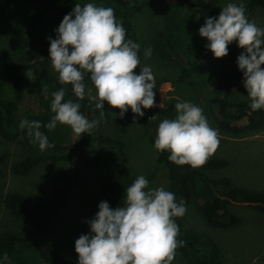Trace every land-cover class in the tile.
<instances>
[{"label":"trees","instance_id":"1","mask_svg":"<svg viewBox=\"0 0 264 264\" xmlns=\"http://www.w3.org/2000/svg\"><path fill=\"white\" fill-rule=\"evenodd\" d=\"M13 0H0V11L4 15ZM31 6L27 8L24 17L25 33L29 38L48 39L51 33L54 39L57 28L63 16L72 8H66L74 0H57L64 7L57 9L45 0H27ZM114 10V15L125 29V38L140 45L138 56L144 59L143 42L133 25L135 12L144 10L147 2L138 0H105ZM228 3L243 4L246 17L251 21L257 8L264 9V0H223L218 4L216 0L201 4L197 0H178L171 15L172 30L163 35L155 45V51L164 59L173 60L179 66V79L186 81L193 74L197 75V82L210 84L215 88L210 103L216 112L218 129L223 134L235 136L257 133L264 129V109L251 111L249 100H234L233 96L243 84L242 72L238 70L236 58L242 48L236 42L229 44L227 55L215 58L205 47L206 38L199 36L198 28L207 16H218L221 8ZM4 73L9 83L23 88L33 94L34 85L39 95V110L25 115L24 110L16 103L0 94V138L13 142L18 141L25 146L32 147L27 135V129H20L21 120H38L41 131L47 136L54 147L46 149L44 155L27 156L13 167L15 173L26 175L33 167L42 162L62 161L65 169L50 178L46 184L47 190L40 189L36 193H13L6 197V207L18 216L24 226L23 231H6L0 233V257L7 253V260L0 259V264H73L64 254L45 241L51 233V220L56 210L68 204V193L63 186L65 179H79V153L87 151V165L90 167L114 165L125 155L127 141L111 136L106 132L110 122V115L105 111L103 117L100 110L94 107V102L88 98L79 99L71 89H66L58 79L42 68L43 62L33 58L21 61L9 50L3 53ZM30 75L34 85L27 77ZM91 83L85 74L84 81ZM60 88L65 89L64 99H72L80 104L79 111L90 121L97 120L98 124L89 133L79 137L70 126L57 123L52 130H47L43 124L47 123L53 113L50 111L51 93ZM45 90L48 99L44 98ZM175 103L167 106H156L159 116L175 117ZM116 125L124 129L123 124L116 120ZM155 133H148L151 144ZM168 152L156 151V167L148 177L149 182L164 172L167 179L166 189L173 192L176 199L183 198L185 207L193 199L198 200V211L207 224L217 228L237 226L241 218L232 211L235 203L248 204L255 207L264 215V189L254 190L236 184L230 177L214 178L210 172L226 168L230 161L223 157L209 156L206 162L197 168L188 164L176 165L167 159ZM5 157L0 155V165ZM133 180H124L118 176H111L102 187V196L110 207L119 206L124 197L125 188ZM219 186L225 190L219 191ZM178 225V240L182 246L175 249L171 264H177L180 259L190 264H224L223 253L217 241L206 233L186 231L184 218H174Z\"/></svg>","mask_w":264,"mask_h":264},{"label":"clouds","instance_id":"2","mask_svg":"<svg viewBox=\"0 0 264 264\" xmlns=\"http://www.w3.org/2000/svg\"><path fill=\"white\" fill-rule=\"evenodd\" d=\"M54 31L55 38H48V58L59 83L70 84L78 100L87 95L101 117L105 101L120 110L113 117L123 118L130 109L134 120L144 115L142 108L159 107L154 101V74L150 66H140V45L125 38V29L111 7L76 3ZM198 34L206 38L205 47L215 58L227 55V46L233 41L243 49L236 64L242 72L249 108L264 109V28L246 17L243 4L228 3L218 16L205 17ZM151 54L150 46L144 49L145 57ZM138 65L137 74L133 70ZM85 74L92 85L87 90ZM51 97L53 115L43 124L45 129L66 124L79 137L97 126V120L90 121L79 111L78 102L64 99V88L53 91ZM44 98L48 99L46 90ZM174 108V118L158 123L153 147L168 152L167 159L176 165L200 167L218 147L217 130L209 125L203 109L191 101L178 100ZM18 126L27 129L39 150L54 147L40 130V121L24 119ZM148 185V179L138 175L125 188L122 206L98 203V211L87 221L90 231L74 241L77 264H171L175 249L183 244L177 239L179 228L174 218L185 214V201L177 200L164 186ZM0 259L7 260V253Z\"/></svg>","mask_w":264,"mask_h":264},{"label":"rangeland","instance_id":"3","mask_svg":"<svg viewBox=\"0 0 264 264\" xmlns=\"http://www.w3.org/2000/svg\"><path fill=\"white\" fill-rule=\"evenodd\" d=\"M45 1L57 9L64 7L57 0ZM138 1L147 2V4L143 11L134 13L133 25L143 42V48L150 46L152 49L150 57L140 60V66H150L154 74L155 104L167 106L178 100H187L200 106L209 125L218 133V147L210 156L223 157L230 161L226 168L211 171V176L214 178L228 176L243 187L254 190L264 189V129L257 133L239 136L221 133L217 125L216 112L210 103L215 88L201 82L188 83L197 80L196 74L188 77L186 81L180 80L178 64L173 60L162 58L155 51L156 42L172 30L171 15L178 0ZM197 1L201 4L209 2V0ZM216 1L218 4L223 3V0ZM88 2L111 7L105 0H74L68 6L66 5V8H73L76 3ZM30 6L27 0H13L4 15L0 11V94L19 105L25 115L40 111L38 89L28 74V79L34 85L35 93L33 94L7 81L4 73V51L9 50L21 61L40 59L43 62L42 68L46 72L55 78L58 76L53 71L48 58L49 40H40L42 37L31 39L25 33L24 17ZM251 21L264 28V9L257 8ZM52 35L54 34L51 33L46 37L52 38ZM140 66L138 65L133 71L138 74ZM85 85L86 90L92 87L91 83ZM62 86L71 89L70 84H62ZM94 94L95 89H93ZM85 97L87 98V95ZM233 99L249 100L243 84L239 85ZM155 107L142 108L144 115L137 116L134 120L135 114L130 109L123 118L118 115L113 117V113H118L120 110L104 102L103 110L111 118L106 126V132L127 141L125 155L110 167L93 168L87 165V151H80L79 179L63 181V186L68 193V204L54 212L51 220L52 230L45 239L48 245L68 257L73 264H77L78 259V254L74 251V241L79 235L90 231L87 221L92 219L98 211V203L105 201L102 196V187L109 177L118 176L124 180H134L141 174L148 177L155 169L156 150L147 135L148 133L156 134L158 123L167 118L159 116ZM153 115H156L155 118L149 119ZM116 120L123 124L124 129L116 125ZM46 152L47 150H39L37 145L28 147L18 141L9 142L0 138V155L5 157L0 165V233L24 230L21 219L5 205L8 195L36 193L40 189L46 191L45 186L48 180L65 169L66 164L62 161L52 163L46 161L33 167L26 175L14 172V165L27 156L44 155ZM166 184V175L161 172L149 182L148 187L164 186L166 188ZM218 188L221 193L225 191L221 186ZM122 205L123 201L119 206ZM197 205L198 200L193 199L186 207L183 215L186 231L206 233L213 237L222 249L224 264H264V215L259 210L248 204L235 203L231 205V209L241 218L240 224L228 228H217L206 223ZM177 264L190 263L182 258Z\"/></svg>","mask_w":264,"mask_h":264}]
</instances>
